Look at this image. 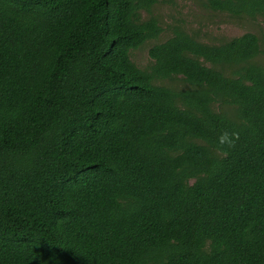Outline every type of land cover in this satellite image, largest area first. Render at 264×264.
<instances>
[{
  "label": "trees",
  "instance_id": "trees-1",
  "mask_svg": "<svg viewBox=\"0 0 264 264\" xmlns=\"http://www.w3.org/2000/svg\"><path fill=\"white\" fill-rule=\"evenodd\" d=\"M155 1L0 0V264H264V38L175 29L141 69Z\"/></svg>",
  "mask_w": 264,
  "mask_h": 264
},
{
  "label": "rangeland",
  "instance_id": "rangeland-1",
  "mask_svg": "<svg viewBox=\"0 0 264 264\" xmlns=\"http://www.w3.org/2000/svg\"><path fill=\"white\" fill-rule=\"evenodd\" d=\"M141 18H155L163 31L156 40H149L138 50L131 52V60L141 69H147L152 60L148 55L154 44L166 41L175 29H181L200 42L218 45L245 33L255 34L260 41L264 38L262 18L256 16H231L228 13L214 12L202 5L201 0H156L149 11L141 12ZM256 61L264 63L263 57ZM181 77L159 82L174 89L187 86Z\"/></svg>",
  "mask_w": 264,
  "mask_h": 264
},
{
  "label": "clouds",
  "instance_id": "clouds-1",
  "mask_svg": "<svg viewBox=\"0 0 264 264\" xmlns=\"http://www.w3.org/2000/svg\"><path fill=\"white\" fill-rule=\"evenodd\" d=\"M239 140L238 132H222L218 137L217 142L221 148H232L235 146V143Z\"/></svg>",
  "mask_w": 264,
  "mask_h": 264
}]
</instances>
